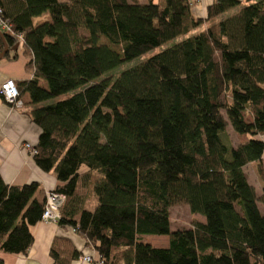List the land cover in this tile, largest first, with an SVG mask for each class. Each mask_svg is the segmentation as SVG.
<instances>
[{
	"label": "trees",
	"instance_id": "obj_1",
	"mask_svg": "<svg viewBox=\"0 0 264 264\" xmlns=\"http://www.w3.org/2000/svg\"><path fill=\"white\" fill-rule=\"evenodd\" d=\"M245 1L255 2L214 0L202 20L189 0H0L31 73L14 83L40 129L33 162L64 197L57 225L84 238L100 264H264V0ZM228 125L247 140L228 145ZM44 201L38 183L8 186L0 177L1 252L26 254ZM179 202L205 222L170 231L168 211ZM143 235H168V245L152 247ZM78 255L69 239H52L54 264Z\"/></svg>",
	"mask_w": 264,
	"mask_h": 264
},
{
	"label": "crops",
	"instance_id": "obj_2",
	"mask_svg": "<svg viewBox=\"0 0 264 264\" xmlns=\"http://www.w3.org/2000/svg\"><path fill=\"white\" fill-rule=\"evenodd\" d=\"M141 3L140 0H135ZM214 0H189L190 13L194 18L204 20L206 18V8ZM246 2L245 0H240ZM250 1L249 3H254ZM236 9L214 18L213 21L219 20L227 15L234 13ZM206 24L194 29L195 33ZM27 59L23 56L22 44L17 48L8 49L7 55L0 59V84L7 79L15 83L31 78V73L25 71ZM27 107L10 108L0 97V177L8 186H22L31 182L38 183L43 191L54 189L57 185L56 180L49 173L40 170L33 162V157L29 151L23 149L24 144H30L35 148L40 129L30 122L25 111ZM264 139V135L261 136ZM264 141V140H263ZM264 157V155H263ZM84 168H81L83 171ZM250 185V184H249ZM256 193V192H255ZM96 206L95 198L84 201L83 208L93 210ZM258 207V205H257ZM264 215V206L261 210ZM169 212V211H168ZM170 223V215H169ZM171 227V225H170ZM33 237L31 246L27 249L25 255L6 254L0 251L1 264H54L49 256V248L54 237H64L71 241L75 250L79 253L78 257L71 261L70 264H90L80 259L81 256H89L97 259L98 255L87 244L86 240L72 231L70 228H62L56 225H45L41 222L30 227ZM96 264V263H94Z\"/></svg>",
	"mask_w": 264,
	"mask_h": 264
},
{
	"label": "rangeland",
	"instance_id": "obj_3",
	"mask_svg": "<svg viewBox=\"0 0 264 264\" xmlns=\"http://www.w3.org/2000/svg\"><path fill=\"white\" fill-rule=\"evenodd\" d=\"M141 3H146L147 0H140ZM247 2H242L241 3V7L247 5ZM80 35L83 38L87 37V33L80 31ZM184 36H178L175 39H173L172 41H169L159 47H155L152 48L151 50L139 55L138 57H135L125 63L120 64L119 66L102 73L100 76H98L97 78L93 79L89 84H93L96 82H99L101 79H114L119 73H121L122 71L128 70L134 66H136L137 64L145 61L146 59H148L150 56L157 54L158 52L164 50L166 47H169L171 45H173L174 43L180 41L181 39H183ZM88 84V85H89ZM264 87V85H263ZM73 92H69L63 95L58 96L57 98L49 101L50 102H54V101H58V100H63L69 96H71ZM224 118L226 119L224 113L222 112ZM246 119H249L248 117H246ZM225 139L228 140L226 143L228 145H233L236 146L239 143H243L247 140V135H240V134H236L233 133L231 127L228 125L225 131ZM262 139V138H260ZM264 140V139H262ZM264 155V153H263ZM263 169H264V157H263ZM243 172L246 176L247 182L254 188L255 192H256V197L260 198L261 196V189H260V185L259 182L257 180V177L255 176L252 168L250 165H246L243 168ZM257 205L258 207H260V209H263V204L261 203L260 199H258L257 201ZM169 215H170V231H175V230H183V229H188L191 227V225L193 224L194 221H198L201 223L205 222V217L203 215L197 214V215H191L188 207L185 203L183 202H179L176 203L174 205H172L169 208ZM168 240L169 237L168 235H143L141 236L140 241L146 244L151 245L152 247H156V248H162V247H167L168 245Z\"/></svg>",
	"mask_w": 264,
	"mask_h": 264
},
{
	"label": "built area",
	"instance_id": "obj_4",
	"mask_svg": "<svg viewBox=\"0 0 264 264\" xmlns=\"http://www.w3.org/2000/svg\"><path fill=\"white\" fill-rule=\"evenodd\" d=\"M0 32L15 44H23V36L13 30L9 20L3 18L0 9ZM0 97L5 104L10 108H21L22 103L18 99V91L15 83L11 79H7L0 84ZM23 149L30 152L33 156L35 154L34 147L30 144H24ZM44 207L41 213L40 222L45 225H56L60 218V209L64 203V197L58 194L54 189H47L44 191ZM80 259L90 264H100L98 258L95 260L89 256H81Z\"/></svg>",
	"mask_w": 264,
	"mask_h": 264
},
{
	"label": "water",
	"instance_id": "obj_5",
	"mask_svg": "<svg viewBox=\"0 0 264 264\" xmlns=\"http://www.w3.org/2000/svg\"><path fill=\"white\" fill-rule=\"evenodd\" d=\"M0 39L2 40V44H3V49L0 52V59H1L4 56V54L8 52L9 47L5 41V36L1 32H0ZM13 48H17V44L13 45Z\"/></svg>",
	"mask_w": 264,
	"mask_h": 264
},
{
	"label": "clouds",
	"instance_id": "obj_6",
	"mask_svg": "<svg viewBox=\"0 0 264 264\" xmlns=\"http://www.w3.org/2000/svg\"><path fill=\"white\" fill-rule=\"evenodd\" d=\"M13 45H16L15 43H13ZM17 46H18V44H17Z\"/></svg>",
	"mask_w": 264,
	"mask_h": 264
}]
</instances>
